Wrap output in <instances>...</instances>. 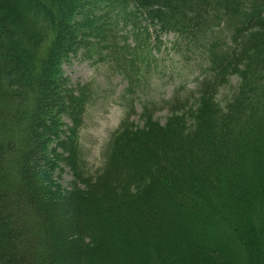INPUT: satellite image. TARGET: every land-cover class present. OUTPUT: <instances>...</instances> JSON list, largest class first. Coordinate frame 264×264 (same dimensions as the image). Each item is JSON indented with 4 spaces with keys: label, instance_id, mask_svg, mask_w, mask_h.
Returning a JSON list of instances; mask_svg holds the SVG:
<instances>
[{
    "label": "trees",
    "instance_id": "1",
    "mask_svg": "<svg viewBox=\"0 0 264 264\" xmlns=\"http://www.w3.org/2000/svg\"><path fill=\"white\" fill-rule=\"evenodd\" d=\"M250 1L0 0V264H264V0ZM162 56L194 90L164 121L142 107L135 123L130 105L86 173L89 85L64 65L110 62L133 84Z\"/></svg>",
    "mask_w": 264,
    "mask_h": 264
},
{
    "label": "rangeland",
    "instance_id": "2",
    "mask_svg": "<svg viewBox=\"0 0 264 264\" xmlns=\"http://www.w3.org/2000/svg\"><path fill=\"white\" fill-rule=\"evenodd\" d=\"M256 6V2L252 4L249 0L247 12L252 13L257 9ZM94 61H72L63 67L65 74L73 81L89 85L77 143L81 166L90 175L98 173L104 165L122 121L133 113L130 105L134 108L131 119L135 123L138 122L142 107H148L160 121H164L167 110L163 107L177 97L174 94H178L174 101L185 100L195 88V74L182 68L177 60L169 61L164 56L157 62L158 67L147 77L146 82L137 76L133 84H128L110 62ZM235 82L236 79L232 78V83ZM71 179V172L64 169L60 177L61 184L66 187Z\"/></svg>",
    "mask_w": 264,
    "mask_h": 264
}]
</instances>
